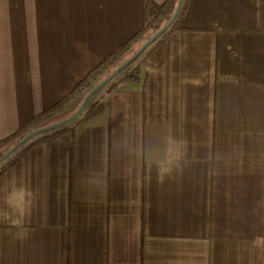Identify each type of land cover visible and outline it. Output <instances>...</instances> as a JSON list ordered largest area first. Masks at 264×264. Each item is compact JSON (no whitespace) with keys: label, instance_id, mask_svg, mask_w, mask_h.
<instances>
[{"label":"crops","instance_id":"0c3cea01","mask_svg":"<svg viewBox=\"0 0 264 264\" xmlns=\"http://www.w3.org/2000/svg\"><path fill=\"white\" fill-rule=\"evenodd\" d=\"M37 1L0 36V141L146 19L144 0ZM171 25L0 167V264H264V0H182Z\"/></svg>","mask_w":264,"mask_h":264},{"label":"trees","instance_id":"16d2710c","mask_svg":"<svg viewBox=\"0 0 264 264\" xmlns=\"http://www.w3.org/2000/svg\"><path fill=\"white\" fill-rule=\"evenodd\" d=\"M177 0H166L161 5L154 4L151 0H144L146 19L143 27L138 31L133 37H131L127 42L118 47L115 51L110 53L105 59H103L92 71H90L87 76L82 79L76 87L69 93V95L63 97L59 101L55 102L49 109L31 119L25 125H23L19 130H17L12 135L6 137L0 141V147L13 140L19 141L22 139L27 132L37 125L39 122L50 117L55 112L63 108L64 105L69 103L73 98L79 95L82 91L86 93L98 83L100 80L106 78L122 61L127 59L131 54H133L136 49L156 30H158L162 25H164L173 14L175 4ZM172 28L170 25L154 42L147 48V52L153 49L158 42L166 36V33ZM124 67L122 70H124ZM128 76V75H127ZM126 76V77H127ZM124 78V77H123ZM59 128L41 132L34 136V140L47 138L49 133H58ZM16 141V142H17ZM14 141V144L16 143ZM13 143V142H12Z\"/></svg>","mask_w":264,"mask_h":264},{"label":"rangeland","instance_id":"374dc122","mask_svg":"<svg viewBox=\"0 0 264 264\" xmlns=\"http://www.w3.org/2000/svg\"><path fill=\"white\" fill-rule=\"evenodd\" d=\"M37 4H38L37 0H0V36H2V35L6 36L5 30L11 29L12 24L20 25L22 23H28L29 20H32V18H34L36 20V13H34V15H31V14H33V13H31L32 12L31 9H36ZM147 50L148 49H146L144 52H142L134 61H132L130 64H128L124 70H121L106 85L101 87L99 90H97L91 96L86 98L88 92L86 93L85 91H82L79 95H77L75 98H73L69 103L64 105L63 108H61L59 111L55 112L54 114H52L50 117L46 118L45 120L39 122L37 125H35L33 128H31L27 133H29L30 131H32L36 128L46 126V125H50V124L59 122L63 119L70 117L71 115H73L76 112V110L81 106V104L84 105V109L85 108L87 109V106L89 104L92 105L97 100V98L101 95V93L103 94L104 91H106L109 87H111L113 84H115L119 79H123V76H126L129 73H131L134 70V68L137 66V64L140 62V60L144 57ZM34 139L35 138L32 137L29 141H27L25 144H23L20 148L24 147L28 143H31ZM14 141L16 142L17 140L15 139V140L8 142L5 145L0 147V157L12 145H14ZM20 148H18V149H20ZM16 151H14V152H16ZM11 155H9L7 158H5L0 163V167L6 163L7 159H9V157Z\"/></svg>","mask_w":264,"mask_h":264},{"label":"water","instance_id":"95a60500","mask_svg":"<svg viewBox=\"0 0 264 264\" xmlns=\"http://www.w3.org/2000/svg\"><path fill=\"white\" fill-rule=\"evenodd\" d=\"M182 0H177V6L176 9L171 16V18L164 24L162 25L158 30H156L153 34H151L141 45L140 47L127 59L122 61L106 78L102 79L98 83H96L91 90L88 92L87 97L91 96L93 93H95L97 90H99L101 87L106 85L115 75H117L124 67H126L128 64H130L132 61H134L142 52H144L153 42L156 40L173 22V20L176 17V14L178 12L180 3ZM77 113L71 115L70 117L63 119L59 122L42 126L39 128H36L29 133H27L22 139L17 141L14 145H12L1 157H0V163L7 158L9 155H11L14 151H16L18 148H20L23 144H25L27 141H29L32 137L35 135L45 132L48 130L55 129L59 126H62L71 120H73L76 117Z\"/></svg>","mask_w":264,"mask_h":264},{"label":"clouds","instance_id":"9594fccd","mask_svg":"<svg viewBox=\"0 0 264 264\" xmlns=\"http://www.w3.org/2000/svg\"><path fill=\"white\" fill-rule=\"evenodd\" d=\"M19 211H20L21 215L24 214L25 208H24L23 204H21V205L19 206Z\"/></svg>","mask_w":264,"mask_h":264}]
</instances>
